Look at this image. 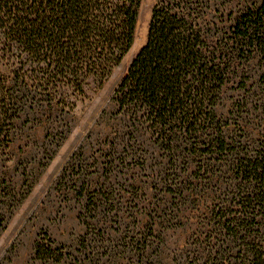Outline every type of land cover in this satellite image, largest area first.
Wrapping results in <instances>:
<instances>
[{
  "label": "trees",
  "instance_id": "obj_1",
  "mask_svg": "<svg viewBox=\"0 0 264 264\" xmlns=\"http://www.w3.org/2000/svg\"><path fill=\"white\" fill-rule=\"evenodd\" d=\"M140 3L0 0V158L26 109H64L70 96L102 88L133 45ZM211 5L157 0L146 43L112 98L124 123L118 135L193 155L207 183L228 176L212 200L215 245L204 264H264V137L244 150L226 138L216 112L237 60L264 54V2L219 19L210 18ZM35 253L64 260L39 244Z\"/></svg>",
  "mask_w": 264,
  "mask_h": 264
},
{
  "label": "rangeland",
  "instance_id": "obj_2",
  "mask_svg": "<svg viewBox=\"0 0 264 264\" xmlns=\"http://www.w3.org/2000/svg\"><path fill=\"white\" fill-rule=\"evenodd\" d=\"M157 0H141L133 45L100 89L66 108L26 109L0 158V264H204L212 200L228 176L206 182L194 156H169L147 136L122 139L114 92L145 45ZM264 0H212L210 18ZM244 150L264 137V54L239 59L216 109ZM224 172V171H223ZM218 195V194H217Z\"/></svg>",
  "mask_w": 264,
  "mask_h": 264
}]
</instances>
